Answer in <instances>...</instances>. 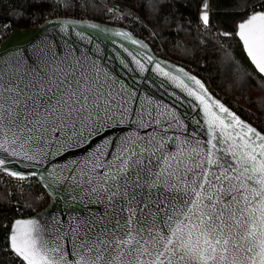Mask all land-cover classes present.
<instances>
[{
  "label": "snow or ice",
  "instance_id": "6c2138e0",
  "mask_svg": "<svg viewBox=\"0 0 264 264\" xmlns=\"http://www.w3.org/2000/svg\"><path fill=\"white\" fill-rule=\"evenodd\" d=\"M208 9L204 0L205 27ZM236 35L264 75V10L248 12ZM103 60L98 46L93 55L67 41L0 51V154L66 159L42 176L62 211L43 225L15 220L8 250L22 264H264V134L196 76L156 62L200 106L189 132L174 107L139 98ZM7 163L0 155V170L25 178Z\"/></svg>",
  "mask_w": 264,
  "mask_h": 264
},
{
  "label": "trees",
  "instance_id": "16d2710c",
  "mask_svg": "<svg viewBox=\"0 0 264 264\" xmlns=\"http://www.w3.org/2000/svg\"><path fill=\"white\" fill-rule=\"evenodd\" d=\"M55 0H0V25L19 29L30 28V22L54 6ZM104 5H116L125 13L137 17L136 37L146 39L148 27L162 48L156 43L151 48L159 57L184 66L201 78L210 92L222 100L241 119L264 134V79L247 60L240 42L235 37L236 26L251 7L264 0H208L210 24L199 19L204 0H100ZM70 7V5H69ZM81 18L104 23V8L94 0H84ZM264 9V8H263ZM64 16H68L64 14ZM229 32L231 36H222ZM41 186L29 180L27 187L9 196L0 180V264L8 262L3 249L8 246V233L2 224L19 208L43 209L47 201L38 199Z\"/></svg>",
  "mask_w": 264,
  "mask_h": 264
},
{
  "label": "water",
  "instance_id": "95a60500",
  "mask_svg": "<svg viewBox=\"0 0 264 264\" xmlns=\"http://www.w3.org/2000/svg\"><path fill=\"white\" fill-rule=\"evenodd\" d=\"M66 23L68 24L67 34L60 31V29ZM92 24H95L98 27H88V25ZM121 31L129 33L133 39L142 42L144 45H147V47H140L139 44H132L130 40H126L123 37L114 35V33ZM77 32H82L84 34V38L81 39L79 36H77ZM234 35L240 42L242 50L251 66L254 68L257 74L264 79V75L260 74L248 59L244 51L243 44L240 41L239 37L236 35V31ZM89 39L91 40V43H89ZM42 41L46 43H52L56 46H64L65 42L67 41L73 47L79 48L81 50H90L91 54L93 55L97 54L98 46L99 54L104 57L103 63L106 64L108 68L113 70L124 84L129 86V88L134 89L139 98L143 99L145 97H151L154 102H162L169 105L170 107H174L184 123L189 126V132L198 130L200 128V126L196 124V121L200 120L201 122H203V113L200 110L198 102L180 89L176 88L175 85L167 78L156 72L155 63L159 62L161 64V67H163L166 71L173 72L177 75L182 74L176 73V68H183L190 75H196L182 65L173 63L170 60H166L157 56L147 42H145L141 38L136 37L131 31L125 28H120L92 20L57 18L49 20L37 27L32 28L19 29L16 26H11L9 35L0 43V51L10 52L14 49L20 51L28 49L29 51H31L33 45L40 44ZM124 48H127L129 52L135 55L136 58L141 61V63H144L146 71L141 72L139 70L138 66L133 61L132 56H129L128 53L124 51ZM146 56L153 57V61L148 62L145 58ZM121 60L124 61V64H126L127 67H125L124 64H121ZM196 77L204 83L201 78H199L198 76ZM186 82H188L189 84L192 83L191 81ZM204 85L208 89L205 83ZM208 91L215 99H218L210 92L209 89ZM177 97H179V99H177ZM220 102L225 104L221 100ZM225 106L228 107L226 104ZM229 109L234 112L231 108ZM201 135H203L202 131ZM0 155H2V157L8 161L6 167L9 170L24 174L25 180H35L45 191L46 195L49 198V203L45 208L27 218L19 219H37L43 225L45 222L51 220L52 215L59 214L62 211V204L57 202L54 194L50 191V189L45 187V180L42 179V176L47 175L45 169L50 172L53 167H63L64 163L66 162L65 158L48 157L44 158L41 163L37 164L35 162L27 161L18 157H11L7 153H3ZM76 158L79 157L77 156ZM68 159H71V156H69ZM0 172L11 178L18 179L11 175H8L3 170H0ZM33 172L37 173V175H31V173ZM10 230L11 227L9 229L8 235L10 233Z\"/></svg>",
  "mask_w": 264,
  "mask_h": 264
},
{
  "label": "built area",
  "instance_id": "2783aa9c",
  "mask_svg": "<svg viewBox=\"0 0 264 264\" xmlns=\"http://www.w3.org/2000/svg\"><path fill=\"white\" fill-rule=\"evenodd\" d=\"M94 1H96L99 5H101L105 10L106 22L104 23L112 25V26L120 27V28H125L131 31L132 33H133L132 30H134L136 33L139 32V30L136 27V23L138 20L136 16L125 13L122 8H119L116 5H104L101 3L100 0H94ZM83 2L84 0H55L54 6L51 9L46 10L39 18L34 19L30 22V28L37 27L44 22H47L52 19H57V18L89 20V19L81 18L82 9L77 8V6L83 7ZM263 8H264V3L261 6L258 5L256 7H251L249 9V12L263 10ZM64 14H67L68 16H64ZM143 28L145 31H147L148 35L146 39H142V40L147 42L150 47L151 45L149 41L151 43H154V40H155L156 44L155 43L154 44L158 48V52L161 51L162 48L160 47L159 43L156 41L155 34L148 27L144 26ZM10 30H11V27L8 24L0 25V43L9 35ZM133 34L135 35V33ZM156 55L158 56V54ZM0 180L6 186L9 196H14V195L20 194L27 187V184L30 179L28 180L14 179L0 172ZM38 199L41 200L42 202L47 201V205L49 203V198L42 188L39 189ZM14 206H16V215L9 216L8 219L5 220L2 224V228L5 229L7 233L9 232V229L14 220L19 219V218H27L31 216V212L35 211V209L33 208H19V206H17L16 204H14ZM39 211H36L35 213ZM3 251L6 254V257L9 263L22 264V262L17 257H15L14 254L11 253L10 250H8V246L5 247Z\"/></svg>",
  "mask_w": 264,
  "mask_h": 264
},
{
  "label": "rangeland",
  "instance_id": "374dc122",
  "mask_svg": "<svg viewBox=\"0 0 264 264\" xmlns=\"http://www.w3.org/2000/svg\"><path fill=\"white\" fill-rule=\"evenodd\" d=\"M209 10V9H208Z\"/></svg>",
  "mask_w": 264,
  "mask_h": 264
}]
</instances>
